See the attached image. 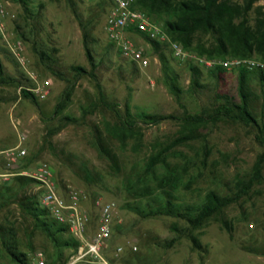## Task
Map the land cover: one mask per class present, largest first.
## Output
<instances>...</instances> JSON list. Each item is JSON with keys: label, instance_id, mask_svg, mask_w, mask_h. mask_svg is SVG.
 I'll use <instances>...</instances> for the list:
<instances>
[{"label": "rangeland", "instance_id": "374dc122", "mask_svg": "<svg viewBox=\"0 0 264 264\" xmlns=\"http://www.w3.org/2000/svg\"><path fill=\"white\" fill-rule=\"evenodd\" d=\"M22 1L0 0L7 11L0 31V60L6 76L0 83V150L15 146L18 134L24 131L28 157L23 169L32 171L38 163H46L59 194L65 195L67 185H71L85 197L81 206L92 217L91 201L95 196L118 204L120 223L104 251L111 264H122L123 257L130 254L141 257L145 264H264V162L261 181L201 229L192 231L183 219L171 216L144 218L125 207L127 203L144 202L138 193L126 192V181H135L151 155L187 131L178 120L156 125L138 121L141 139L129 138L122 147L106 129V124L115 123L117 116L99 104L95 86L96 82L100 84L105 99L118 105L116 110L122 117L129 115L136 120L143 113L173 115L177 119L186 113L207 117L215 106L238 103L236 72L227 71L216 79L202 70L200 87L193 89L189 63L174 60L167 46L161 47L169 67L166 71L158 52L138 37L137 44L149 65L141 68L122 59L104 34L108 6H103L101 0ZM257 4L264 9V0ZM84 31L94 61V78L88 74L78 76L72 70L79 66L92 71L84 50ZM18 45L23 65L12 54ZM44 81L49 82L45 89L48 93L44 98L35 96L38 105L21 96V88L30 91ZM172 82L179 89L177 96L170 90ZM72 85L69 101L61 113L53 116ZM246 87L250 93L249 111L264 132V81L248 75ZM83 108L89 109L85 117ZM64 116L77 122L67 123ZM193 133L194 140L175 147L167 158L179 167L189 162V171L182 176V187L189 183V189L181 187L176 193L181 206L200 205L209 191L233 195L235 179L246 178L256 156L264 153V142H258L252 125L222 119ZM203 145L208 151L206 158ZM162 172L159 167L156 173L159 176ZM147 183L152 187L155 184L153 180ZM20 194L39 202L41 190L36 184ZM15 199L0 204V264H20L5 250L3 238L11 241L16 253L26 256L28 264L37 251L44 253L46 264L68 260L73 250L65 248L57 256L51 239L36 228L33 218ZM119 246L123 250L117 253Z\"/></svg>", "mask_w": 264, "mask_h": 264}, {"label": "trees", "instance_id": "16d2710c", "mask_svg": "<svg viewBox=\"0 0 264 264\" xmlns=\"http://www.w3.org/2000/svg\"><path fill=\"white\" fill-rule=\"evenodd\" d=\"M101 1L103 6H108L106 0ZM258 1L135 0L134 7L143 11L153 22L160 24L172 41L180 43L186 51H191L199 57L211 61H221L227 58L257 59L264 63V9L257 4ZM23 4L25 5V3ZM86 38L87 33L84 31V50L92 71L86 72L84 68L79 66L72 67V70L78 76L88 74L91 78H94L92 72L95 66ZM147 41L158 52L163 69L165 71L169 69L167 60L161 52V47H165L166 45L156 41ZM40 60H42L41 57ZM188 67L191 74V88H199L198 78L202 70L190 63ZM206 72L212 78L221 79L222 75L227 71L217 66ZM234 72L237 74L238 103L215 106L207 117L189 115L187 113L180 119H177L173 115L144 113L139 114L136 120L131 119L129 115L122 117L116 110L118 105L107 102L100 84L95 83L99 96V104L111 109L117 116V121L113 124H106V129L122 147H124L126 140L129 138H135L138 141L141 139L142 133L138 128V121L145 125H156L165 120H178L182 122L183 128L187 131L151 155L147 159L143 172L136 176L135 181H126V192L128 194L138 193L144 202H139L137 205H129L127 203L125 207L144 218L162 215L183 219L187 223L188 228L194 231L201 229L212 218L220 215L226 207L237 202L242 196H245L254 183L261 181V167L264 162V153L256 156L251 165L249 175L246 178L237 177L235 179V193L233 195L222 196L214 191H209L205 194L200 205L181 206L177 203L176 193L182 187V176L189 171V162L186 161L179 167L178 165H171L167 161V158L173 153L172 150L175 147L194 140L195 135L193 132L196 129L205 124L216 123L222 119H226L239 122L245 126H254L258 133L256 139L260 143L264 142L263 129L249 111L248 102L250 93L246 87L248 75L256 76L263 82L264 74L260 71L246 70L244 68L234 70ZM5 79L4 67L0 60V83H4ZM73 88L74 85L70 86V89L65 92L63 103H59L56 106L53 116L61 113L64 108L63 106L69 101ZM170 90L175 96L179 93V89L173 82L170 84ZM21 96L30 100L35 106L38 105L36 97L31 91L21 88ZM94 107L95 105L92 108L94 109ZM88 111L89 109L83 108L82 116L85 117ZM53 116L51 119H53ZM63 118L67 123L77 122L76 119L69 118L68 116H64ZM202 153L203 158H206L208 151L205 145L202 147ZM159 167L163 169V172L158 176L156 172ZM149 180L154 181L153 187L147 183ZM32 185H36V182L26 176H17L9 183L0 185V204L3 205L9 199L16 198L15 200L22 210L33 218L36 228L43 231L51 239L53 246L57 249V256L65 248L71 249L74 252L79 243L70 235L68 227L55 221L49 211L41 207L34 197L20 194ZM182 188L185 190L189 189V183ZM219 220L225 228H229L226 221ZM117 227L115 226V229ZM173 230H176V228L173 227ZM68 234L69 236L65 238L64 236ZM192 241L199 248L200 245L195 237H192ZM10 242V240L3 238L5 250L15 261L20 264H28L26 256L23 253H16ZM66 261L67 259L63 261V264ZM78 264L86 263L80 262ZM122 264L145 263L141 257L136 254H130L123 257Z\"/></svg>", "mask_w": 264, "mask_h": 264}, {"label": "built area", "instance_id": "2783aa9c", "mask_svg": "<svg viewBox=\"0 0 264 264\" xmlns=\"http://www.w3.org/2000/svg\"><path fill=\"white\" fill-rule=\"evenodd\" d=\"M97 1V0H88ZM108 13L103 26V31L109 44L117 49L120 57L126 61L136 63L145 68L149 65L148 58L143 49L137 44L136 38L156 41L168 47L172 58L178 62L190 63L201 70L209 71L217 66L226 71L240 68L260 71L264 74V63L257 59L227 58L221 61H211L199 57L191 51H186L178 42L172 41L163 27L153 22L143 11L134 7L135 0H106ZM7 11L0 4V31H3V19ZM21 47L13 49L14 57L23 65ZM49 82L36 83L30 91L36 97L44 98L47 95ZM26 132L18 134L16 145L0 151V185L12 181L17 176H26L33 179L41 190L39 203L46 208L51 217L60 224L68 227L70 235L78 241L77 249L70 255L65 264H111L104 256V251L115 231L118 221L119 206L113 200H104L96 196L91 201L93 217L82 208L83 194L67 185L65 195L59 194L51 170L46 163H38L32 171L22 168L28 153L24 147ZM94 219L93 227L92 220ZM132 250H136L131 245ZM121 246L116 252H122ZM29 264H46L42 251L34 254Z\"/></svg>", "mask_w": 264, "mask_h": 264}, {"label": "crops", "instance_id": "0c3cea01", "mask_svg": "<svg viewBox=\"0 0 264 264\" xmlns=\"http://www.w3.org/2000/svg\"><path fill=\"white\" fill-rule=\"evenodd\" d=\"M5 149H8V148H5ZM5 149H1V150H5ZM1 150H0V151H1Z\"/></svg>", "mask_w": 264, "mask_h": 264}]
</instances>
